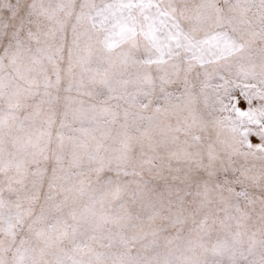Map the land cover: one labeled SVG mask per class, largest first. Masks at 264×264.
Masks as SVG:
<instances>
[{
    "label": "snow or ice",
    "instance_id": "1",
    "mask_svg": "<svg viewBox=\"0 0 264 264\" xmlns=\"http://www.w3.org/2000/svg\"><path fill=\"white\" fill-rule=\"evenodd\" d=\"M0 264H264V0H0Z\"/></svg>",
    "mask_w": 264,
    "mask_h": 264
}]
</instances>
